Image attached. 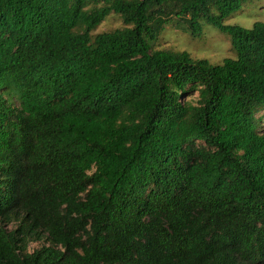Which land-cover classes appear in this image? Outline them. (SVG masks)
I'll return each mask as SVG.
<instances>
[{
    "label": "trees",
    "instance_id": "1",
    "mask_svg": "<svg viewBox=\"0 0 264 264\" xmlns=\"http://www.w3.org/2000/svg\"><path fill=\"white\" fill-rule=\"evenodd\" d=\"M256 1L0 0V264H264Z\"/></svg>",
    "mask_w": 264,
    "mask_h": 264
},
{
    "label": "rangeland",
    "instance_id": "2",
    "mask_svg": "<svg viewBox=\"0 0 264 264\" xmlns=\"http://www.w3.org/2000/svg\"><path fill=\"white\" fill-rule=\"evenodd\" d=\"M246 27H251L256 21L264 22V0H257L243 10H238L228 20ZM122 25L118 15H110L97 28L98 31ZM160 46H173L180 50H187L196 57L208 58L211 62H220L225 57L236 56L231 48L230 37L215 26L206 25L201 35L193 36L183 27H170L162 30L157 42ZM38 246L32 244L31 248Z\"/></svg>",
    "mask_w": 264,
    "mask_h": 264
}]
</instances>
